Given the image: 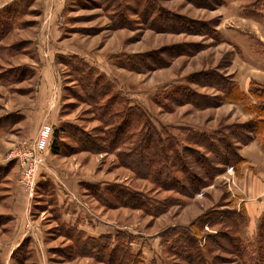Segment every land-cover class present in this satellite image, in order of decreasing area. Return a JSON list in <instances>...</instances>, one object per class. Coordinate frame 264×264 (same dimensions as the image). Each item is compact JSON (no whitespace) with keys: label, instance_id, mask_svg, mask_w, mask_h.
Masks as SVG:
<instances>
[{"label":"rangeland","instance_id":"374dc122","mask_svg":"<svg viewBox=\"0 0 264 264\" xmlns=\"http://www.w3.org/2000/svg\"><path fill=\"white\" fill-rule=\"evenodd\" d=\"M128 1L0 0V120L12 118L14 123L9 130L0 131V160L12 162L8 160L11 152L32 144L43 126H52L53 132L62 129V153L52 154L53 137L45 163L53 157L73 178L83 177L80 182L71 178L67 183L73 191L67 192L77 196L80 192L74 189L79 184L81 193L84 192L80 198L96 215L113 224L103 226L102 222L99 227L92 223L96 224L94 229L99 227L96 233H90L94 236H88L78 226L64 224L61 228L66 226L67 232L75 229L97 238L125 232L129 234L127 242H131L135 253L142 254L145 264H188L170 251L171 239L178 238L179 231L188 230L199 241L206 264H244L246 257L243 261L232 252L233 241L241 240L257 248L258 241L264 240V152L252 156L255 151L250 147L259 140L264 151V136L250 143L240 142L239 134L249 133L242 128L259 117L249 111L250 105L260 102L246 96L251 99L249 102L231 103L214 85L217 80L235 82L230 70L231 54L217 49L219 43H214L219 35L217 11L223 0L222 5L213 8L196 6L191 0H144V5L150 6L148 19L137 14L142 11H135V0ZM118 5L129 9L126 29L112 28ZM61 8L65 11L59 15L63 20L54 29L51 23ZM159 13L163 22L157 24L155 17ZM165 23L166 28H156ZM174 23L192 28V34L171 31ZM207 29L216 31V35L212 31L207 36ZM79 61L103 73V78L99 79L97 73L76 72L74 67ZM252 85L264 87L255 80ZM184 89L197 95L205 107L195 106L191 98H185L181 94ZM111 101L113 105L120 103L116 112L121 114L109 121L105 105ZM145 117L157 134L166 138L169 135L172 145H180V151L190 146L188 140L193 133L201 138L215 135L222 139L226 135L232 143V153L239 159L220 166L222 172L190 196L160 189L152 178H138L122 166L118 157L122 150L136 147ZM118 126L122 127L124 145L112 152L85 150L86 136L101 139ZM190 148L196 150L197 146ZM242 154L252 161L247 163L249 160ZM208 158L214 159V155L209 154ZM15 166L18 168H10L0 183V193L6 183L8 188L12 187L7 199L0 201V264L66 263L65 245L58 247L61 240L50 234L57 224L53 213L56 210L61 216L67 211L66 202L61 198L63 203L59 205L52 185L50 189L44 188L47 181L53 184L62 176L54 169L51 174L44 173L46 166L42 167L36 178L37 191L30 196V191L20 183L21 166L16 162ZM173 171L176 178L183 180L182 173ZM11 177L12 182L8 180ZM93 186L100 189L99 201L91 193ZM116 186L143 195L145 206L151 210L166 205L165 212L155 216L145 208L105 206L103 201L113 198ZM68 220L74 224L72 219ZM100 229L102 232L98 233ZM35 231L44 244L38 238L33 245H17Z\"/></svg>","mask_w":264,"mask_h":264},{"label":"trees","instance_id":"16d2710c","mask_svg":"<svg viewBox=\"0 0 264 264\" xmlns=\"http://www.w3.org/2000/svg\"><path fill=\"white\" fill-rule=\"evenodd\" d=\"M132 1L133 0H129L128 3ZM191 1L196 6L201 5L204 6V8H213L222 5V0H219V2H215L217 5L213 0H211V2L213 3L209 2V4L205 2L199 3L197 0ZM135 2H137L136 5L138 6L136 7L135 11H142V13L140 12L137 14H140L142 18L148 19L146 13L150 9V6L146 7L144 5V0H135ZM117 7L118 8L115 10V13L117 14L115 19L116 22L113 23V20L111 19L113 23L112 28L115 30L126 29L128 26L127 13L129 12V9H127L126 6L122 5H118ZM156 15L157 19L155 17V21L158 20L156 21V23L160 24L159 21L163 22L161 13ZM213 23L216 25L217 21ZM164 25L165 26L158 25L156 28H166L167 24L165 23ZM173 30L192 34L191 31L193 29H189L188 26L185 27L184 24L180 25L179 23H174L173 26H171V31ZM212 31L216 35L217 30ZM212 31L211 29H207V36L208 33H211ZM220 40L221 38L218 35V38L214 41V43H221L222 41ZM62 57L78 58V56ZM74 68L76 69V72H86L85 74L97 73L99 79L103 78L101 76L103 73H99L95 68L93 69L80 61L75 64ZM214 85L217 86V89H220L219 91L223 93V97L225 98V100L230 101L231 103H244L245 101L249 102V100L251 99H247L246 96L252 98V100L260 102L259 105L255 103H252V105H250V107L252 106V108L249 111L254 114H258L257 116L259 117L257 120L255 119L249 121L247 126H244L242 128L243 131L248 130L249 133H247L246 135L239 134V139L241 143L244 142V144H246L248 142L250 143L257 137H263L264 87L252 85L249 89L248 95L243 93L238 85L230 79L223 82H219L217 80ZM181 94H183L185 98H191L195 106L205 107V104L201 102L199 97L193 93L191 94L190 90L184 89ZM205 100L208 99L205 98ZM119 106L120 103H117V105H113L112 101L106 103L105 111H107L110 116L109 121H111V119L113 118H116L117 115H119L118 117H120L121 112H116ZM6 121L8 123L7 125L4 124ZM1 123L3 125H0V131L9 130L14 124L12 118H7L4 121L0 120V124ZM111 123L112 125H114V121H112ZM122 123H120V125ZM63 132L64 130L60 129V131L56 130L52 134V139L54 137V140L52 144L51 139L50 145L52 144L51 152L54 155H59L62 153L60 150L64 147V144L60 140V135ZM121 134L122 127L118 126V128L113 132L104 134L101 139L86 136L87 138L86 140H83V143L84 141H86L87 145L84 146V148H87L85 150L97 153H102L105 151L112 152L116 150L118 146L125 144L126 140L124 141V143H121ZM192 136L193 137L191 138L193 140L189 139L188 145H194V148H196L197 146V149H189V146L183 148V150L180 151V145H172L169 135H167L166 138L164 136H161L160 134H157L153 130V125L150 119L145 117V125L144 128L140 131V134L138 136L139 139L136 142V147L128 150H122L118 153V157L121 162L120 164L126 169L132 171L138 178H152L155 186L160 189L173 190L175 192L190 196L195 192H199L203 187H206L209 183L208 181L221 173L222 170L220 169V166H227L231 164L235 159H239L236 154L232 153V143L230 139H226V135H223L222 139L216 138L215 135H209L208 137L204 136L202 138L200 135H197L196 138L193 133ZM198 147H201L205 151H201L200 149H198ZM209 154L214 155V159L208 158ZM13 166V164H9L6 167H0L1 173L3 172V174L0 176V183L3 177H5V175L7 174V171ZM174 169L183 174V180H179L178 178H176V176H174ZM204 175L205 177H202ZM47 182L49 184H47L44 188L50 189L51 183L49 181ZM98 189L99 187L93 186V188L91 189V193L99 201L100 189ZM112 196V199L103 201V204L109 208L115 206H126L137 209L145 208L148 212L152 211L155 216L162 214L166 210V205L161 206L157 210L153 209L154 211L149 209V207L145 206V202L142 199L143 195H140L129 188H118V186H116V188L112 191ZM219 217L221 218L220 215ZM229 219H231V217ZM67 228L68 227L66 226L61 228L62 234L65 233L66 238L71 241V245L67 248H64L65 257L63 258L65 260H73L75 258L82 257L92 258L95 261L101 262L103 264H145L144 262H142V254H140L139 252L135 253L131 248V242H127V239H129V234L125 232H118L116 237L107 234L99 236L98 238H92L87 237L84 233L79 232L75 229L67 232ZM179 232L180 236L178 238H176L175 240L171 239L172 242L170 251L172 255L181 261L187 262L188 264H206L205 258L202 257V248L200 247L199 241H197L191 235V233H188V230ZM233 242L234 244L232 247V252L233 254H236V256H239L241 259H243V261L246 257L247 261H244V264H264V240L258 241L257 248H255L254 245H249L248 243H245L241 240H234ZM112 243L114 245H112ZM213 243L218 245L215 240ZM21 253H23V251Z\"/></svg>","mask_w":264,"mask_h":264},{"label":"crops","instance_id":"0c3cea01","mask_svg":"<svg viewBox=\"0 0 264 264\" xmlns=\"http://www.w3.org/2000/svg\"><path fill=\"white\" fill-rule=\"evenodd\" d=\"M65 6H66L65 4L62 6L63 9L65 8ZM59 11L61 12V14L60 12H58V16L56 17V20L54 19L53 23H51V25L53 24L52 25L53 28L54 26L57 27L61 25L60 22L63 20L61 16H62V12L65 11H63L62 8ZM217 13L220 19V23L218 24L219 25L217 28L218 30L217 29L216 30L218 31L219 37L221 38L222 41L221 43H219L217 49L220 48L224 49V51L227 52V54L228 53L229 55L231 54V58H230L231 73L238 87L241 89V91L243 93L248 94L250 89V84L252 81L255 80L264 84V0H223V5L218 8ZM59 15L61 16L59 17ZM63 25L65 24L63 23ZM59 53L65 55V53L62 52ZM229 105L236 106L235 104H229ZM250 147L255 151V153H251L252 156H254L256 153L261 154L264 152L259 140L254 141ZM242 155L246 157L247 160H249L247 161V163H250V161H252L250 156H245V154ZM50 158L46 162V169H44V173L51 174L52 172L51 169H54L57 171L59 176H62L63 179H60L58 182L56 181L54 182L52 180L54 183L53 184L51 183V185L54 189L56 200L59 202V205L60 202L63 203L61 198L65 199L66 202L65 210H67L63 212L61 216L57 214V211L55 210V212L53 213V217H54V221L57 224L55 226V229L52 230L53 234L52 233L50 234L51 236H54L53 238L56 239L58 238L57 240H61V243L58 245V247L60 246L62 247L63 245H65L64 248H67L70 245V242L65 239L64 235L61 232L60 226H63L64 224L69 226H78V228L82 230L84 233L88 234V236H94L90 233L93 234L96 233V230L102 226V222H103V226L104 223L107 224L109 223L113 224V223L107 222L104 219L100 218L98 215L95 214L94 210L90 209L88 204L81 199L84 197V195H82L84 194V192L81 193L82 190L79 188V184L76 185L75 186L76 188L74 189L77 193L80 192L79 194H77L78 197L73 195L74 192L70 194L71 196L69 195L67 190L71 191L72 189L70 190L69 184L67 182L71 178L75 179L77 182H80V179L83 177L75 176V178H73V175L71 173L58 166L56 160L53 157L51 159ZM0 161H2L0 165L3 167L8 166L9 164H13L14 169L18 168V166L17 167L15 166V162H9L6 159H1ZM64 177H66L65 180ZM89 177L92 180V177L91 176ZM8 180H11L12 182L13 178L12 177L8 178ZM86 181L89 182V180ZM14 182L12 183V186L14 185ZM7 186L8 183L4 185L5 190L2 193H0V201H3V199H7L6 197L9 196L8 195L9 189L12 187L8 188ZM60 186L62 187V189H60L61 188ZM50 194L52 193H49V195ZM83 210L86 211L85 216H82V213L85 212ZM81 211L83 212L80 213ZM4 215H9V213H5ZM68 218L72 219L75 225L71 224ZM92 223H98L99 227L94 229L96 224H92ZM123 228L126 229V227ZM23 229L24 228H22V230ZM57 229L59 235L55 234L57 233L56 231ZM97 232L101 233L102 229H100ZM23 236L25 237V235ZM37 236H38L37 231L33 233L30 232L28 233V235H26L25 240L17 243V245L19 244L21 245L22 243L25 242L27 244L30 243L31 245H33L35 241L36 243L38 242L37 240L38 238L41 240L40 236L39 237ZM92 238H97V237H92ZM42 240L41 243L43 242ZM63 240L68 242V244L65 243V241ZM45 261H47V259ZM65 261L66 263H61V264H68V263L78 264L83 262H91L92 258L78 257L73 260H65ZM38 264H42L41 261H39ZM90 264H96V263L92 261V263Z\"/></svg>","mask_w":264,"mask_h":264},{"label":"built area","instance_id":"2783aa9c","mask_svg":"<svg viewBox=\"0 0 264 264\" xmlns=\"http://www.w3.org/2000/svg\"><path fill=\"white\" fill-rule=\"evenodd\" d=\"M53 134V128L45 125L30 145L14 149L8 160L21 166L20 183L30 191V196L37 191L36 178L42 167L46 166V151H48Z\"/></svg>","mask_w":264,"mask_h":264}]
</instances>
